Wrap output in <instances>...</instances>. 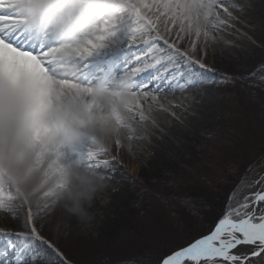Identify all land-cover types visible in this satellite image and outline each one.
<instances>
[{
	"label": "snow or ice",
	"instance_id": "1",
	"mask_svg": "<svg viewBox=\"0 0 264 264\" xmlns=\"http://www.w3.org/2000/svg\"><path fill=\"white\" fill-rule=\"evenodd\" d=\"M241 94L264 116V0H0V264H73L47 217L97 173L167 227L94 264H264V147L217 146Z\"/></svg>",
	"mask_w": 264,
	"mask_h": 264
},
{
	"label": "rangeland",
	"instance_id": "2",
	"mask_svg": "<svg viewBox=\"0 0 264 264\" xmlns=\"http://www.w3.org/2000/svg\"><path fill=\"white\" fill-rule=\"evenodd\" d=\"M228 107L231 112L229 120L231 127L224 138L218 141L217 146L226 159L231 158L243 162L248 158L250 149L264 147L260 143L258 127L260 122L264 121V116H261L258 107L254 111L251 110V106L242 94L237 96ZM107 144L111 154L117 155L122 160L131 175L137 177L142 183H148L149 173L145 169L152 167V160L148 157L156 153L155 149H149L145 144H134L133 151L137 153L134 159L127 153V145L118 147L112 140H109ZM119 148H122L123 155L119 153ZM211 174L218 175L215 172ZM190 179L196 183L198 178L193 176ZM111 186L110 196H95L94 204L97 203L98 208L88 212V217L92 221L83 228L75 229L67 234L63 232L67 219L75 218V216L68 215L65 209H60L47 217L45 235L51 234L55 241L61 242L73 264H94V262L112 258V245L118 239L120 243L132 246L140 243L148 246L150 234L156 229L167 227L152 212L139 217L136 211L130 208L129 197L132 194L130 191L127 193L113 191L114 188L129 189L128 185L113 186L112 184ZM23 210L20 209V211ZM57 226H60L59 230Z\"/></svg>",
	"mask_w": 264,
	"mask_h": 264
},
{
	"label": "bare ground",
	"instance_id": "3",
	"mask_svg": "<svg viewBox=\"0 0 264 264\" xmlns=\"http://www.w3.org/2000/svg\"><path fill=\"white\" fill-rule=\"evenodd\" d=\"M257 2H258V0H257ZM253 23L256 25V27L258 28V29H260V27H261V20L259 19V9L257 10V12L256 13H254L253 14ZM256 36L257 37H261L262 36V33H261V31H257V33H256ZM193 39H195L194 38V36L192 37ZM254 39L256 38V37H253ZM227 55L228 53H226V52H222V51H219V52H216L215 54H213V55H211L210 57H209V62L210 63H217V60H216V56H219V55ZM236 54L234 53L233 54V56H235ZM191 95V94H190ZM201 103L203 104V103H206V95H205V97H203V98H201ZM206 120L207 119H210V117H206L205 118ZM135 144V143H134ZM124 145H127L126 144V142H125V144ZM146 145V144H145ZM149 149H153V148H150L149 147ZM122 148L120 149L119 148V153L121 154V155H123L122 154ZM160 170L159 169H157V171H156V173L155 174H158V172H159ZM105 183H106V185H107V187L104 189V190H102V191H100V192H98V194L96 195V196H104V197H107V196H110L112 193H111V188H112V182L111 181H107V180H105ZM113 186H115L114 184H113ZM95 203V197H94V199L91 201V203L89 204V205H86L85 207H86V209H87V214H88V212L89 211H95L98 207H96L98 204L96 203V204H94ZM60 209H64V207H63V204H61V206L56 210V211H59ZM55 211V212H56ZM54 212V213H55ZM53 213V214H54ZM52 214V215H53ZM4 215H6L5 213H3L2 211H0V227H14V226H16V225H14L13 224V222L11 221V220H5V218H4ZM68 218V217H67ZM107 219H109L108 217H107ZM92 220H91V218H89L88 217V215H87V218L86 219H84V220H81V219H79V218H77V217H75V218H73V219H67V221H66V224L64 225V230H63V232L64 233H68V232H72L73 230H75V229H79V228H83V227H85V225L88 223V222H91Z\"/></svg>",
	"mask_w": 264,
	"mask_h": 264
},
{
	"label": "clouds",
	"instance_id": "4",
	"mask_svg": "<svg viewBox=\"0 0 264 264\" xmlns=\"http://www.w3.org/2000/svg\"><path fill=\"white\" fill-rule=\"evenodd\" d=\"M107 187L105 180L101 175L89 174V185L84 190L80 197L78 203H73L72 201L65 200L63 202V207L68 215L75 216L81 220L87 218L86 205H89L98 192L104 190Z\"/></svg>",
	"mask_w": 264,
	"mask_h": 264
}]
</instances>
